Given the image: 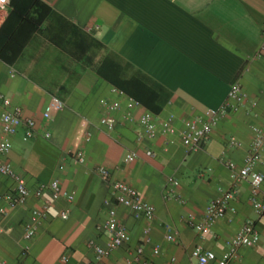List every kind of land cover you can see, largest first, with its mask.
Instances as JSON below:
<instances>
[{
    "label": "crops",
    "instance_id": "obj_1",
    "mask_svg": "<svg viewBox=\"0 0 264 264\" xmlns=\"http://www.w3.org/2000/svg\"><path fill=\"white\" fill-rule=\"evenodd\" d=\"M263 38L264 0H11L0 12V95L21 105L24 116L37 121V131L27 140L19 129L6 160L30 188L59 179L73 199H57L27 240L25 226L34 222L32 212L44 199L32 196L10 206L6 195L15 183L0 175V264H63L65 254L72 264L93 261L89 241L106 245L110 238L98 228L111 197L99 165L155 207L151 221L117 207L130 239L113 251L109 264H136L140 246L151 264L173 257L172 264H193L198 244L221 257L249 219L260 241L241 247L228 264H264V214L253 208L249 180L238 176L253 127L264 126V58L258 54ZM235 80L247 93L244 104L223 113L201 149L188 153L180 131L188 121L205 119L207 110L222 108ZM53 97L64 106L46 118ZM128 97L142 103L130 118ZM102 100L119 105L113 130L100 123L108 112ZM146 109L170 119L177 132L143 135L139 117ZM2 110L0 100V117ZM79 150L84 162L75 156ZM130 151L137 157L126 163ZM256 169L264 172V152ZM169 176L180 185L168 196ZM228 189L235 192L234 210L204 235L197 232L188 215L202 219L209 202ZM64 210L68 218L61 216ZM170 229L174 241L166 237Z\"/></svg>",
    "mask_w": 264,
    "mask_h": 264
},
{
    "label": "built area",
    "instance_id": "obj_2",
    "mask_svg": "<svg viewBox=\"0 0 264 264\" xmlns=\"http://www.w3.org/2000/svg\"><path fill=\"white\" fill-rule=\"evenodd\" d=\"M11 0H0V12L9 7ZM259 56L264 58V38L258 52ZM121 92H123L121 90ZM247 99V93L244 91L242 85L238 80L232 82L227 100L220 109H209L206 111L205 119H195L188 121L186 126L180 131L181 142L188 153L201 149L204 143L209 139L213 127L218 123L220 117L228 110H237ZM3 110L0 117V175H5L14 180L15 186L13 193L6 195L10 206H16L27 202L30 197L36 196L43 198L42 208L34 209L32 212L34 222H28L25 226L24 238L31 240L37 232V224L49 215L51 207L55 201L64 196L69 201L73 199V195L65 191L59 179H53L47 183H41L37 188L32 189L28 186L26 179L20 174L16 173L11 165L6 160V156L12 149V136H14L19 129L24 128V138L31 139L37 131V121L34 118L25 117L21 105H13L10 97L3 94L0 95ZM102 103L107 106L108 112L100 118V123L108 130H113L116 127V117L114 111L119 108L117 103H108L102 100ZM64 103L57 97H53L51 103L47 106L44 116L50 117L53 109L63 108ZM142 106V103L133 97H128L127 117H132V109ZM139 124L141 133L148 137L154 138L159 134H175L176 127L172 124L170 119H159L151 110L146 109L139 117ZM254 138L250 151L245 157V164L239 169L238 176L242 179L249 180L251 184V203L255 211L259 214H264V172L256 169V164L261 161L264 152V126H254ZM49 136L50 132H46ZM89 139V137H87ZM233 143H236L233 141ZM148 154L154 156L152 150ZM78 161L84 162L85 155L82 150L75 152ZM137 157L135 151L128 152L124 161L126 163L133 162ZM229 166L234 168L236 164L229 162ZM98 174L110 184L111 197L105 200L108 206L107 219L98 226L99 229H107L110 233L106 245L97 244L94 240L89 241V245L95 250V258L87 264H109L108 258L113 251L130 239L129 231L124 223H122L117 214V207L124 205L133 212L136 217H145L151 221L155 216V207L148 202L143 193L131 185L130 183L113 178L112 171L106 167L99 165L96 167ZM180 185L179 179L174 176L167 178V195L175 193L176 188ZM50 191V196H45V192ZM235 197L234 190H224L218 196L213 198L207 205L202 219L197 220L194 214H189L187 217L188 223L197 230V232L204 235V233L211 229L215 222L223 218L229 209L234 210L231 206V201ZM63 218H68L69 211L61 212ZM168 240H176L175 232L172 229L166 235ZM203 237V236H202ZM261 238V234L257 229L253 220H247L240 230L236 233L233 239L229 242V249L218 257L217 253L205 248L202 244H198L192 250L193 264H212L217 260L219 264H228L239 256L241 247H249L256 245ZM150 241V238L145 240ZM1 252V249H0ZM29 247L23 249V255H27ZM153 252L158 254L160 252L159 245L154 246ZM144 247L140 246L137 249L136 264H151L148 260L143 259ZM63 264H72L69 255H63L61 258ZM175 258L165 264H172Z\"/></svg>",
    "mask_w": 264,
    "mask_h": 264
},
{
    "label": "trees",
    "instance_id": "obj_3",
    "mask_svg": "<svg viewBox=\"0 0 264 264\" xmlns=\"http://www.w3.org/2000/svg\"><path fill=\"white\" fill-rule=\"evenodd\" d=\"M124 92V91H123Z\"/></svg>",
    "mask_w": 264,
    "mask_h": 264
}]
</instances>
